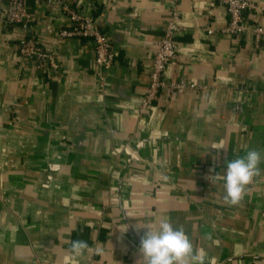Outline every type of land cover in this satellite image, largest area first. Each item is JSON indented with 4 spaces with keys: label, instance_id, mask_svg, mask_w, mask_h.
Listing matches in <instances>:
<instances>
[{
    "label": "crops",
    "instance_id": "1",
    "mask_svg": "<svg viewBox=\"0 0 264 264\" xmlns=\"http://www.w3.org/2000/svg\"><path fill=\"white\" fill-rule=\"evenodd\" d=\"M70 1L116 47L105 88L93 40L59 35L60 7L27 0L55 70L24 58L25 29L0 16V264H146L135 226L161 219L205 264H264V163L236 205L214 179L227 160L264 153V34L256 44L252 30L224 32L215 0H178L183 31L165 78L194 85L162 89L140 113L173 0ZM249 2V23L264 28V0ZM75 232L88 244L80 255Z\"/></svg>",
    "mask_w": 264,
    "mask_h": 264
},
{
    "label": "built area",
    "instance_id": "2",
    "mask_svg": "<svg viewBox=\"0 0 264 264\" xmlns=\"http://www.w3.org/2000/svg\"><path fill=\"white\" fill-rule=\"evenodd\" d=\"M226 7L229 20L224 32L235 37H242L250 30L253 31L255 43L258 44L264 28L260 25L251 26L245 15V10L250 7L249 0H215ZM49 6L60 7L67 15L68 24L59 29L58 33L62 37L76 36L91 38L94 42L95 61L97 64V75L102 88H105L109 73L112 71L117 50L107 32L101 30L95 18L91 14L81 13L70 0H45ZM178 0H173L170 17L164 27L163 34L157 41V51L151 64L150 80L146 92L141 98L139 107L140 113L149 108L158 98L162 89L168 88L171 91L183 89L194 84L185 79L165 78L167 65L176 59L177 42L175 37L183 31L179 24L180 11ZM7 25L17 24L26 33L19 39L20 54L30 60L35 67L42 71L55 70L60 66L58 58L45 49L37 39L31 28L30 22L34 19L33 14L27 8V0H10L5 10H0ZM208 31L213 29L208 27ZM91 264H95L92 261Z\"/></svg>",
    "mask_w": 264,
    "mask_h": 264
},
{
    "label": "clouds",
    "instance_id": "3",
    "mask_svg": "<svg viewBox=\"0 0 264 264\" xmlns=\"http://www.w3.org/2000/svg\"><path fill=\"white\" fill-rule=\"evenodd\" d=\"M222 149L224 146L213 147ZM264 163V153L256 149L247 150L242 156L226 161V170L214 179H223L224 200L231 205L238 204L244 196L245 188L260 175V165ZM137 231L145 229L140 238L139 252L146 264H205V253L194 249L193 243L183 228L174 227L167 219H161L158 227L138 224ZM88 248L87 241H72L71 250L80 255Z\"/></svg>",
    "mask_w": 264,
    "mask_h": 264
},
{
    "label": "trees",
    "instance_id": "4",
    "mask_svg": "<svg viewBox=\"0 0 264 264\" xmlns=\"http://www.w3.org/2000/svg\"><path fill=\"white\" fill-rule=\"evenodd\" d=\"M78 238H79V233H78V232H75V233H74L73 240H76V239H78Z\"/></svg>",
    "mask_w": 264,
    "mask_h": 264
}]
</instances>
